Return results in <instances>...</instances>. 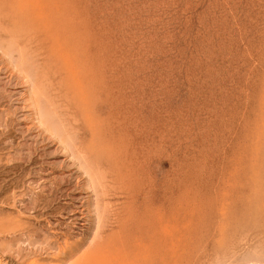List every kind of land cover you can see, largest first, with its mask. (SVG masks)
I'll use <instances>...</instances> for the list:
<instances>
[{
	"label": "rangeland",
	"instance_id": "rangeland-1",
	"mask_svg": "<svg viewBox=\"0 0 264 264\" xmlns=\"http://www.w3.org/2000/svg\"><path fill=\"white\" fill-rule=\"evenodd\" d=\"M0 10V264H264V0Z\"/></svg>",
	"mask_w": 264,
	"mask_h": 264
},
{
	"label": "bare ground",
	"instance_id": "bare-ground-1",
	"mask_svg": "<svg viewBox=\"0 0 264 264\" xmlns=\"http://www.w3.org/2000/svg\"><path fill=\"white\" fill-rule=\"evenodd\" d=\"M13 1V0H12ZM259 6V5H258ZM51 9V8H50ZM14 10H15V8H14ZM29 10V9H28ZM1 11V10H0ZM20 11V10H19ZM22 11V10H21ZM37 22V21H36ZM21 25V24H20ZM241 32V31H240ZM9 34V33H8ZM5 37V36H4ZM30 40V39H29ZM36 40V39H35ZM25 42V41H24ZM31 43V42H30ZM50 43V42H49ZM48 45V44H47ZM56 46V45H55ZM211 46V45H210ZM212 47V46H211ZM50 52V51H49ZM55 56V55H54ZM252 57V56H251ZM226 68V67H225ZM82 77V76H81ZM80 78V77H79ZM248 80V79H247ZM85 85V84H84ZM225 86V85H224ZM264 90V89H263ZM262 95H264V94H262ZM264 98V97H263ZM262 98V99H263ZM80 100V99H79ZM252 101H253V99H251ZM254 101H255V99H254ZM263 101H264V99H263ZM260 103V102H259ZM80 105V104H79ZM247 106H248V103H247ZM250 107V106H249ZM245 108H246V105H245ZM47 109V108H46ZM247 109V108H246ZM245 109V110H246ZM213 111V110H212ZM244 111V110H243ZM248 111V110H247ZM246 111V112H247ZM252 111V110H251ZM245 112V111H244ZM255 113V112H254ZM254 113H252V114H254ZM237 114V113H236ZM240 114V113H239ZM235 115V114H234ZM48 116V115H47ZM236 116V115H235ZM243 116V115H242ZM41 117V116H40ZM219 117H222V116H219ZM240 117H241V115H240ZM237 118V117H236ZM235 118V119H236ZM242 119L244 118V116L243 117H241ZM91 119V118H90ZM234 119V118H233ZM237 120H239L238 118H237ZM44 121V120H43ZM222 121V120H221ZM225 121V120H224ZM232 121V120H231ZM236 121V120H235ZM234 120H233V122H234V124L235 123H238V122H235ZM223 122V121H222ZM222 122H220V123H222ZM240 122V121H239ZM245 122V121H244ZM217 123H219V122H217ZM216 123V124H217ZM232 123V122H231ZM239 124V123H238ZM226 125V124H225ZM233 126H235L234 128H236V125H233ZM239 127H240V125H238ZM223 127V126H222ZM238 128V127H237ZM243 128L241 127V130H242ZM222 130V129H221ZM226 131H227V129H225ZM235 131H236V129H234ZM223 132H225L224 130H222ZM234 131V132H235ZM220 132V131H219ZM232 132H233V129H232ZM239 132H241V131H239ZM222 133V132H221ZM229 134H230V131L228 132ZM237 133V131L235 132V133H231L230 135H234V134H236ZM220 134V133H219ZM238 134V133H237ZM234 136H236V135H234ZM233 136V137H234ZM238 136V135H237ZM232 137V138H233ZM238 137H240V136H238ZM237 137V138H238ZM230 138H231V136H230ZM231 138V139H232ZM243 141H242V144H241V150L242 151H244V153H246V152H248L251 148H253V147H256V146H258V145H260L261 146V144H263L264 143V116H260L259 114H256V118H255V121H254V124H250L249 122L246 124V128H245V131H244V134H243ZM96 140V139H95ZM241 140V139H240ZM237 142V141H236ZM235 142V143H236ZM73 143V142H72ZM228 143H229V141H228ZM239 143V142H238ZM230 144V143H229ZM234 144V143H233ZM74 146H76V145H74ZM92 148V147H91ZM235 148V147H234ZM260 148V147H259ZM264 148V147H263ZM263 148H261L262 150H263ZM92 149H94V148H92ZM90 151V150H89ZM83 152V151H82ZM257 153V152H256ZM257 154H259V153H257ZM188 155V154H187ZM258 156V155H257ZM84 157L85 156H83V159H84ZM87 157V156H86ZM85 157V158H86ZM258 158H259V156H258ZM243 160H246V159H248V156L247 155H243V158H242ZM262 159V158H261ZM264 159V158H263ZM86 160V159H85ZM87 161V163H88V160H86ZM137 161V160H136ZM82 162V161H81ZM85 162V161H84ZM97 164V163H96ZM117 164V163H116ZM130 164V163H129ZM124 165V164H123ZM99 168V167H98ZM126 168V167H125ZM91 171V170H90ZM93 171V170H92ZM104 171V170H103ZM96 172V171H95ZM120 172V171H119ZM84 173V172H83ZM100 172H98V174H99ZM258 173V172H257ZM94 175V174H93ZM120 175V174H119ZM256 175V174H255ZM252 176H254V175H252ZM92 177V176H91ZM96 177H98V175L96 176ZM105 177V176H104ZM93 179V178H92ZM97 179V178H96ZM98 179H100V177L98 178ZM124 179V178H123ZM259 179V178H258ZM94 180V179H93ZM99 181V180H98ZM103 181V180H102ZM257 181V180H256ZM259 182V181H258ZM261 182H263V181H261ZM262 184V183H261ZM96 186V185H95ZM101 186V185H100ZM102 187V186H101ZM100 187V188H101ZM264 188V187H263ZM102 189V188H101ZM95 190V189H94ZM96 192V191H95ZM258 193V192H257ZM254 194H255V191H254ZM99 196H100V194H99ZM103 196V195H102ZM105 196V195H104ZM103 196V197H104ZM107 196V195H106ZM254 196H256V194L254 195ZM253 196V197H254ZM5 198V197H4ZM197 198V197H196ZM238 198V199H237ZM237 198H235V199H232V201L230 202V203H228V205L227 204H225V203H222L221 204V210H220V215H221V217L223 218V220H227V218H228V215H229V211H231V206L234 204V203H236L237 204V202L239 201V199H240V196L239 197H237ZM256 198V197H255ZM126 199V198H125ZM263 199H264V196H263ZM100 200V199H99ZM173 200V199H172ZM189 200V199H188ZM194 200V199H193ZM198 200V199H197ZM226 201V200H225ZM256 201V200H255ZM263 201V200H262ZM98 202V201H97ZM100 202V201H99ZM257 202V201H256ZM102 203H103V201H102ZM108 203V202H107ZM194 203V205L193 206H195L196 205V203L195 202H193ZM198 203V202H197ZM259 203V202H258ZM98 204V203H97ZM105 204V203H104ZM200 204V203H199ZM108 205V204H107ZM187 205V204H186ZM202 205V204H201ZM96 207H98V206H96ZM107 207V206H106ZM196 207H198V205H196L195 206V209H196ZM212 207V206H211ZM237 207V206H236ZM256 207V206H255ZM95 208V207H94ZM199 208V207H198ZM202 208V207H201ZM200 208V209H201ZM191 209V208H190ZM200 209H199V211H200ZM206 209V208H205ZM210 209H213V208H210ZM253 209V208H252ZM96 210V209H95ZM98 210V209H97ZM106 211V210H105ZM120 211V210H119ZM187 211V210H186ZM197 211H198V209H197ZM202 211H204L203 209L201 210V212L200 213H202ZM205 211H207V209L205 210ZM259 211L264 215V205H262L261 207H259ZM99 212V211H98ZM212 212L214 213V211L212 210ZM218 212V211H217ZM246 212H248V210H246V209H243L242 210V212H241V214H243V215H245V213ZM106 213V212H105ZM103 215H105L104 213H102ZM101 214V215H102ZM159 214V213H158ZM197 214H199V213H197ZM212 214V213H211ZM211 214L210 215H208L209 217H211ZM259 214V213H258ZM201 215V214H200ZM207 214H205V216H206ZM110 216V215H109ZM192 216H194V215H192ZM191 216V217H192ZM213 216V215H212ZM105 217V216H104ZM203 217H204V214H203ZM96 219V218H95ZM102 219V218H101ZM115 219V218H114ZM198 219H199V224H200V219L201 218H199L198 217ZM204 220H205V218H203ZM203 219H201V220H203ZM186 220V219H185ZM100 221V220H99ZM102 221V220H101ZM191 223V222H190ZM204 223H207V221H205ZM226 223L227 224H229L230 222L229 221H226ZM239 223V222H238ZM104 224V223H103ZM189 224V223H188ZM196 224V223H195ZM202 224V223H201ZM216 224V223H215ZM198 225V224H197ZM226 225V224H225ZM236 225V224H235ZM239 225H240V223H239ZM262 225V224H261ZM98 226V225H97ZM145 226V225H144ZM196 226V225H195ZM206 226V225H205ZM209 226V225H208ZM207 226V227H208ZM227 226V225H226ZM121 227V226H120ZM207 227H206V229H207ZM262 227H264L263 225H262ZM13 228V227H12ZM189 228V227H188ZM203 228V227H202ZM224 228V229H223ZM222 228V231H224L225 229H226V227H223ZM235 228V227H234ZM99 230V229H98ZM147 230V229H146ZM145 230V231H146ZM151 230V229H150ZM162 230V229H161ZM143 230H141V232H142ZM164 230H162V232H163ZM200 231V230H199ZM260 231V230H259ZM6 232V231H5ZM157 232V231H156ZM219 232V231H218ZM163 234V233H162ZM200 234V233H199ZM222 234V233H221ZM145 235V234H144ZM202 235V234H201ZM200 235V236H201ZM225 235V234H224ZM145 236H147V234L145 235ZM199 236V235H198ZM152 237H154L153 235H152ZM222 237H223V235H222ZM224 238V237H223ZM226 238V237H225ZM224 238V239H225ZM199 239H200V237H199ZM102 240V239H101ZM162 240V239H161ZM205 240V239H204ZM160 241V240H159ZM223 241H225V240H223ZM258 242V241H257ZM153 243V242H152ZM203 243V242H202ZM225 243V242H224ZM139 245H141V244H139ZM12 247V246H11ZM148 249L149 248H152V247H154V245H152V244H150V245H147L146 246ZM156 248H163L164 246L162 245H156L155 246ZM139 248H141V247H139ZM146 248V249H147ZM167 248V247H166ZM173 248V247H172ZM138 249V248H137ZM8 250V249H7ZM10 250H11V248H10ZM155 250V249H154ZM145 251H147V252H149L148 250H145ZM159 251V250H158ZM142 254H144V252L142 253ZM256 254V253H255ZM5 255V254H4ZM225 255V254H224ZM260 255V254H259ZM10 257V256H9ZM139 257V256H138ZM137 257V259H139ZM145 257H150V255L147 253V254H145L144 255V257H143V259L145 258ZM203 257V256H202ZM217 258H218V256H217ZM243 258V257H242ZM247 258V257H246ZM254 258H255V256H254ZM14 259V258H13ZM235 259V258H234ZM244 259V258H243ZM249 259V258H248ZM259 259V258H258ZM24 260H25V258H24ZM233 260V259H232ZM241 260V259H240ZM252 260H253V258H252ZM8 261V260H7ZM111 261V260H110ZM222 261V260H221ZM227 261V260H226ZM243 261V260H242ZM246 261H248V260H246ZM254 261V260H253ZM255 261H257V258H255ZM259 261V260H258ZM11 262V261H10ZM219 262V261H218ZM218 262H216V263H218ZM244 262H245V260H244ZM250 262H251V259H250ZM260 262V261H259ZM80 263V262H79ZM78 263V264H79ZM226 263V262H225ZM229 262H227L226 264H228ZM238 263H240L239 261H238ZM4 264V263H3ZM106 264V263H105ZM110 264V263H109ZM119 264V263H118ZM127 264V263H126Z\"/></svg>",
	"mask_w": 264,
	"mask_h": 264
}]
</instances>
